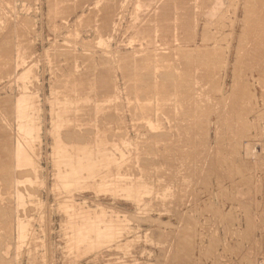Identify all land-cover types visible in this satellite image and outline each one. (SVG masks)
I'll return each instance as SVG.
<instances>
[{"label":"rangeland","instance_id":"rangeland-1","mask_svg":"<svg viewBox=\"0 0 264 264\" xmlns=\"http://www.w3.org/2000/svg\"><path fill=\"white\" fill-rule=\"evenodd\" d=\"M245 1L0 0V264H264Z\"/></svg>","mask_w":264,"mask_h":264},{"label":"bare ground","instance_id":"bare-ground-1","mask_svg":"<svg viewBox=\"0 0 264 264\" xmlns=\"http://www.w3.org/2000/svg\"><path fill=\"white\" fill-rule=\"evenodd\" d=\"M246 1H247V0H246ZM246 1H245V2H246ZM253 1H254V0H253ZM259 1H260V0H259ZM261 2H262V1H261ZM250 3H251V2H250ZM252 4H253V3H252ZM258 4H259V3H258ZM248 5H249V4H248ZM255 5L257 6V4H255ZM260 6H261V5H260ZM246 7H247V6H246ZM252 8H253V7H252ZM258 8H259V7H258ZM254 9H255V7H254ZM260 9H261V8H260ZM245 10H246V9H245ZM256 10H258V9H256ZM263 11H264V10H263ZM234 12H235V11H234ZM236 12H237V11H236ZM247 12H248V11H247ZM251 12L253 13V11H251ZM260 13H261V12H260ZM259 15H260V14H259ZM259 15H258V16H259ZM262 15H263V14H262ZM258 16H256V17H258ZM244 17H245V16H243V18H244ZM262 17H263V16H262ZM244 19H245V18H244ZM253 19H254V18H253ZM255 19H256V18H255ZM258 19H259V18H258ZM260 19H261V18H260ZM233 20H235V19H233ZM256 20H257V19H256ZM256 20H255V22H256ZM262 20H263V19H262ZM235 21H236V20H235ZM251 21H252V20H251ZM232 22H233V21H232ZM262 24H264V23H262ZM248 25H249V24H248ZM246 26H247V25H246ZM252 26H253V25H252ZM252 26H250V27H252ZM262 27H263V26H262ZM247 31H248V30H247ZM147 32H148V31H147ZM257 32H258V31H257ZM246 33H247V32H246ZM258 33H259V32H258ZM145 34H146V33H145ZM227 35H229V33H228ZM227 35H224V37L227 36ZM247 35H249V34H247ZM254 35H255V33H254ZM260 35H261V34H260ZM243 36H244V35H243ZM243 36H242V37H243ZM252 36H253V35H252ZM247 38H248V37H247ZM203 39H204V38H203ZM222 39H223V38H222ZM258 39H259V38H258ZM252 40H253V39H252ZM225 41H226V40H225ZM261 42H262V41H261ZM238 43H239V42H238ZM240 43H241V42H240ZM259 43H260V42H259ZM263 43H264V42H263ZM231 44H232V43H231ZM80 45H81V44H80ZM237 46H239V45H237ZM252 46H254V44H253ZM252 46H251V47H252ZM257 46H259V45H257ZM246 47H247V46H246ZM197 48H198V47H197ZM222 48H223V47H222ZM222 48H221V50H222ZM224 48H226V46H225ZM263 48H264V47H263ZM258 49H259V48H258ZM247 50H248V49H247ZM260 50H262V49H260ZM222 52H223V51H222ZM222 52H221V54L224 53V52H223V53H222ZM229 52H230V51H229ZM239 52H240V51H239ZM258 52H259V51H258ZM258 52H253V53H252V56H253L254 53H258ZM201 53H202V52H201ZM244 54H245V53H244ZM250 54H251V53H250ZM260 54H261V53H260ZM174 55H175V54H174ZM224 55H225V54H224ZM254 55H255V54H254ZM256 55H257V54H256ZM256 55L254 56V58H253L252 60H254L255 57L258 56V55H257V56H256ZM157 56H158V55H157ZM219 56H220V55H219ZM222 56H223V55H222ZM227 56H229V55H227ZM249 56H251V55H249ZM252 56H251V57H252ZM261 56H262V55H261ZM195 57H196V56H195ZM258 58H259V57H258ZM262 58H263V57H262ZM202 60H203V59H202ZM219 60H221V59H219ZM248 60H249V58H248ZM256 60H257V59H256ZM259 60H260V59H259ZM262 60H263V59H262ZM227 61H228V60H227ZM241 61H242V60L240 59V62H241ZM249 61H250V60H249ZM188 62H190V61H188ZM252 62H253V61H252ZM254 62H255V61H254ZM228 63H229V61H228ZM243 63H244V62H243ZM256 63H258V62L256 61ZM220 65H221V64H220ZM240 65H243V64H240ZM244 65H245V64H244ZM247 65H248V64H247ZM238 66H239V65H238ZM254 66H255V65H254ZM217 67H219V66H217ZM243 67H244V66H243ZM247 67H248V66H247ZM183 68H184V67H183ZM183 68H182V69H183ZM182 69H181V70H182ZM219 69H220V68H219ZM226 69H227V68H226ZM239 69H240V68H239ZM245 69H246V68H245ZM245 69H244V70H245ZM257 69H258V68H257ZM262 69L264 70V68H262ZM262 69H261V70H262ZM207 70H208V68H207ZM245 71H246V70H245ZM258 71H260V70H258ZM164 72H166V71H164ZM183 72H184V71H183ZM185 72H186V71H185ZM210 72H211V71H210ZM2 73H3V72H2ZM236 73H238V72H236ZM259 73H260V72H259ZM261 73H262V71H261ZM210 74H211V73H210ZM210 74H209V75H210ZM224 74H225V73H224ZM167 75H168V74H167ZM180 75H181V73H180ZM184 75H187V73L184 74ZM207 75H208V74H207ZM169 76H171V75H169ZM175 76H176V75H175ZM236 76H237V78H238V75H236ZM236 76H235V77H236ZM182 77H184V76H182ZM187 77H188V75H187ZM187 77H186V78H187ZM198 77H199V76H198ZM201 77H203V76H201ZM208 77H209V76H208ZM211 77H212V76H211ZM211 77H210V78H211ZM262 77H263V76H262ZM163 78H164V77H163ZM169 78H170V77H169ZM173 78L176 79V77H173ZM184 78H185V77H184ZM195 78H196V77H195ZM205 78H207V77L205 76ZM224 78H225V77H224ZM175 79H174V80H175ZM178 79H179V77H178ZM182 79H183V78H182ZM182 79L180 78V80H182ZM176 80H177V79H176ZM180 80H179V81H180ZM190 80H191V77H190ZM199 80H200V79H199ZM212 80H213V79H212ZM232 80H233V79H232ZM239 80H240V79H239ZM245 80H247V79H245ZM182 81H183V80H182ZM182 81H181V83H182ZM194 81H195V80H194ZM216 81H217V80H216ZM226 81H227V80H226ZM234 81H235V80H234ZM240 81H241V80H240ZM247 81H248V80H247ZM166 82H167V81H166ZM166 82H165V83H166ZM177 82H178V80H177ZM203 82H204V80H203ZM237 82H238V81H237ZM237 82H236V83H237ZM212 83H213V81H212ZM218 83H219V82H218ZM232 83H233V82H232ZM239 83H240V82H239ZM214 84H215V83H214ZM224 84H225V82H224ZM233 84H234V83H233ZM252 84H253V83H252ZM254 84H255V83H254ZM188 85H189V83L187 84V86H186L185 88H188ZM206 85L208 86V84H206ZM219 85H220V84H219ZM163 86H164V85H163ZM168 86H169V85H168ZM168 86H167V87H168ZM183 86H185V85H183ZM189 86H190V85H189ZM217 86H218V85L216 84L215 87L217 88ZM239 86H240V85H239ZM263 86H264V85H263ZM161 87H162V86H161ZM191 87H192V86H191ZM199 87H200V86H199ZM237 87H238V86H237ZM240 87H241V86H240ZM189 88H190V87H189ZM208 88H209V87H208ZM218 88H219V87H218ZM224 88H226V87H224ZM249 88H250V87H249ZM160 89H161V88H160ZM168 89H169V88H168ZM177 89H179V87H178ZM177 89H175V90H176V94L178 95V92H177V91H179L180 89H179V90H177ZM210 89H211V88H210ZM214 89H215V88H214ZM238 89H239V87H238ZM246 89H247V88H246ZM263 89H264V88H263ZM163 90H164V89H163ZM225 90H226V89H225ZM233 90H234V89H233ZM180 91H182V90H180ZM180 91H179V92H180ZM216 91H217V90H216ZM221 91H224V90H221ZM247 91H249V90H247ZM159 92H160V91H159ZM163 92H164V91H163ZM163 92H162V93H163ZM170 92H171V91H170ZM170 92H167V93H170ZM211 92H212V91H211ZM217 92H218V91H217ZM244 92H245V91H244ZM254 92H255V91H254ZM254 92H253V93H254ZM263 92H264V91H263ZM164 93H165V92H164ZM180 93H182V92H180ZM236 93H237V91H236ZM242 93H243V92H241V94L239 93L240 95H238V96H241ZM172 94H173V93H172ZM232 94H233V92H232ZM237 94H238V93H237ZM237 94H236V97L238 98ZM189 95H190V94H189ZM213 95H215V93H214ZM234 95H235V94H234ZM247 95H248V94H247ZM249 95H251V94H249ZM252 95H253V94H252ZM252 95H251V96H252ZM182 96H183V94H182ZM227 96H228V95H227ZM243 96H244V95H243ZM188 97H189V96H188ZM192 97H193V96H192ZM211 97H212V95H211ZM220 97H221V96H220ZM229 97H230V96H229ZM229 97H227V98L229 99ZM233 97H234V96H233ZM246 97H247V96H246ZM184 98H185V97H184ZM217 98H218V97H217ZM241 98H242V97H241ZM178 99H179V98H178ZM181 99H182V98H181ZM187 99L189 100V98H187ZM191 99H192V98H191ZM219 99H220V98H219ZM228 99H227V100H228ZM243 99H246V98H242V100H243ZM207 100H208V99H207ZM213 100H214V99H213ZM227 100H226V101H227ZM237 100L239 101L240 99L238 98ZM242 100H240V101H242ZM180 101H181V100H180ZM208 101H210V100H208ZM216 101H217V100H216ZM222 101H224V100H222ZM229 101H230V99H229ZM238 101H237V102H238ZM240 101H239V102H240ZM182 102H187V103H188V101H184V100H182ZM231 102H232V101H231ZM231 102H229V103H231ZM233 102H235V101H233ZM237 102H236V103H237ZM242 102H243V101H242ZM242 102H240V103H241V106H242ZM244 102H245V101H244ZM189 103H190V102H189ZM213 103H214V102H213ZM240 103H239V104H240ZM257 103H258V102H257ZM183 104H184V103H183ZM229 105H231V104H229ZM244 105H245V104H244ZM207 106H208V105H207ZM238 106H239V105H238ZM186 107H187V106H186ZM200 107H201V106H200ZM202 107H203V106H202ZM232 107H233V103H232ZM248 107H250V105H249ZM248 107H247V108H248ZM195 108H196V107H195ZM198 108H199V107H198ZM236 108H238V107H236ZM245 108H246V107H245ZM245 108H244V109H245ZM260 108H261V107H260ZM221 109H222V108H221ZM223 109H224V108H223ZM230 109H232V108L230 107ZM215 110H216V109H215ZM233 110H234V108H233ZM233 110H229V111L231 112V111H233ZM238 110H239V109H236V112H237ZM240 110H241V109H240ZM188 111H189V110H188ZM190 111H191V110H190ZM203 111H204V110H203ZM211 111H212V110H211ZM224 111H225V109H224ZM227 111H228V110H227ZM229 111H228V112H229ZM234 111H235V110H234ZM191 112H192V111H191ZM201 112H202V110H201ZM218 112H219V111H218ZM230 112H229V114H230ZM262 112H264V111H262ZM181 113H182V112H181ZM184 113H185V112H184ZM192 113H193V112H192ZM226 113H227V112H226ZM232 113H234V112H232ZM232 113H231V114H232ZM238 113H242V112H238ZM238 113H237V114H238ZM229 114H228V115H229ZM257 114H258V113H257ZM259 114H260V113H259ZM259 114H258V115H259ZM191 115H192V114H191ZM197 115H198V114H197ZM240 115H241V114H239V117H240V118H239V117H238V118L241 120V117H242V116H240ZM185 116L187 117V116H188V113H187V115H185ZM193 116H195V115H193ZM199 116H200V115H199ZM236 116H237V115H236ZM245 116H246V115H245ZM247 116H249V115H247ZM191 117H192V116H191ZM196 117H197V116H196ZM260 117H261V116H260ZM262 117H264V116H262ZM192 118H193V117H192ZM225 118H226V117H225ZM230 118H231V117H230ZM232 118L234 119V116H233ZM238 118H237V119H238ZM248 118H249V117H248ZM113 119H114V118H113ZM237 119H236V121H237ZM239 119H238V122H239ZM206 120H207V118H206ZM228 120H229V119H228ZM222 121H224V120H222ZM249 121H250V120H249ZM189 122H190V121H189ZM225 122H226V121H225ZM230 122H231V120H230ZM236 123H237V122H236ZM258 123H259V122H258ZM227 124H228V123H227ZM230 124H231V123H230ZM234 124H235V123H234ZM255 124H256V123H255ZM259 124H260V123H259ZM164 125H165V124H164ZM257 125H258V124H257ZM233 126H234V125H233ZM233 126H232V127H233ZM240 126H241V125H240ZM240 126H239V127H240ZM237 127H238V126H237ZM254 127H255V126H254ZM219 128H220V127H219ZM250 128H251V127H250ZM262 128H263V127H262ZM228 129H230V128H228ZM233 129H234V128H233ZM223 130H224V129H223ZM239 130H240V128H239ZM241 130H242V128H241ZM226 131H227V130H226ZM231 131H232V130H231ZM248 131H249V130H248ZM232 132H233V131H232ZM239 132H240V131H239ZM260 132H261V131H260ZM157 133H158V132H157ZM225 133H226V132H225ZM242 133H243V131H242ZM230 134H231V132H230ZM230 134H229V135H230ZM244 134H245V133H244ZM257 134H258V133H257ZM12 135H13V134H12ZM233 135H234V133H233ZM255 135H256V134H255ZM237 136H238V135H237ZM247 136H248V134H247ZM249 136H250V135H249ZM24 137H25V136H24ZM169 137H170V136H169ZM256 137H257V136H256ZM229 138H231V137L229 136ZM250 138H251V137H250ZM63 139H64V138H63ZM241 139H242V138H241ZM237 140H238V139H237ZM239 140H240V139H239ZM248 140H249V139H248ZM187 142H188V141H187ZM232 142H233V141H232ZM251 143H252V142H251ZM232 144H233V143H232ZM249 144H250V143H249ZM253 144H254V143H253ZM254 145H255V144H254ZM238 146H239V143H238L237 147H238ZM245 146H246V143H245ZM249 146H250V145H249ZM251 146H252V145H251ZM237 147H236V151H237ZM231 148H232V147H231ZM240 148H241V147H240ZM240 148H238V150H240ZM229 149H230V148H229ZM233 149H234V148H233ZM241 149H242V148H241ZM227 151H228V150H227ZM231 151H234V150H231ZM201 153H202V151H201ZM245 153H246V152H245ZM253 153H254V152H253ZM235 154H238V153H235ZM248 154H249V153H248ZM13 155H14V154H13ZM67 155H68V154H67ZM190 155H191V154H190ZM231 156H233V155L231 154ZM250 156H251V155H250ZM235 158H236V157H235ZM240 158H241V157H240ZM253 158H254V157H253ZM81 159H82V158H81ZM231 159H232V158H231ZM83 160H84V159H83ZM66 161H67V160H66ZM225 162H226V161H225ZM230 162H232V161H230ZM238 162H239V161H238ZM240 162H241V161H240ZM261 162H262V160H261ZM147 163H148V162H147ZM208 163H209V162H208ZM76 164H77V163H76ZM80 164H82V163H80ZM90 164H91V163H90ZM244 164H245V163H244ZM78 165H79V164H78ZM78 165H77V166H78ZM231 165H232V164H231ZM92 166H93V165H92ZM239 166H240V165H239ZM241 166H242V164H241ZM241 166H240V168H241ZM253 166H254V165H253ZM255 166H256V165H255ZM255 166H254V167H255ZM260 166H261V165H260ZM73 167H74V166H73ZM82 167H83V166H82ZM85 167H86V166H85ZM228 167H229V166H228ZM78 168H79V167H78ZM86 168H87V167H86ZM88 168H89V167H88ZM230 168H231V167H230ZM232 168H233V166H232ZM240 168H239V169H240ZM244 168H245V167H244ZM25 169H26V168H25ZM74 169H75V167H74ZM79 169H80V168H79ZM233 169H235V168H233ZM247 169H248V168H247ZM72 170H73V169H72ZM72 170H71V171H72ZM82 170H83V169H82ZM242 170H244V169H242ZM74 171H75V170H74ZM77 171H78V170H77ZM237 171H238V170H237ZM11 172H12V171H11ZM69 172H70V171H69ZM69 172H66V173H69ZM72 172H73V171H72ZM72 172H71V173H72ZM229 172H230V171H229ZM232 172H233V171H232ZM8 173H9V172H8ZM12 173H13V172H12ZM30 173H31V172H30ZM74 173H75V172H74ZM77 173H78V172H77ZM237 173H238V172H237ZM9 174H10V173H9ZM232 174H233V176H234V173H232ZM239 174H241V173H239ZM67 175H68V174H67ZM78 175H79V174H78ZM162 175H163V174H162ZM226 175H227V174H226ZM18 176H19V175H18ZM69 176H71V175L69 174ZM69 176H68V177H69ZM74 176H75V175H74ZM242 176L244 177V172H243V175H242ZM75 177H76V176H75ZM79 177H80V176H79ZM229 177H230V175H229ZM234 177H235V176H234ZM5 178H6V177H5ZM230 178H231V177H230ZM69 179H70V178H69ZM232 179L234 180V178H232ZM243 179H244V178H243ZM249 179H250V178H249ZM246 180H247V179H246ZM242 181H243V180H242ZM42 183H43V182H42ZM108 183H109V182H108ZM234 183H235V181H234ZM239 183H241V182H239ZM248 183H249V182H248ZM93 184H94V183H93ZM231 184H232V182H231ZM241 184H242V183H241ZM35 185H36V184H35ZM236 185H237V184H236ZM204 186H205V185H204ZM238 186H239V185H238ZM238 186H237V187H238ZM105 187H106V186H105ZM241 187H242V186H241ZM232 188H233V187H232ZM238 188H239V187H238ZM30 189H31V188H30ZM36 190H37V189H36ZM243 190H244V189H243ZM227 191H228V190H227ZM232 191H233V190H232ZM241 192H243V191H241ZM34 193H35V191H34ZM227 193H229V191H228ZM239 195H240V194H239ZM238 197H239V196H238ZM242 197H243V196H242ZM233 198H234V197H233ZM59 199H60V198H59ZM240 199H241V198H240ZM169 201H170V200H169ZM242 201H243V200H242ZM211 207H212V206H211ZM18 211H19V210H18ZM4 214H5V212H4ZM232 214H233V213H232ZM3 221H4V220H3ZM10 226H11V225H10ZM12 240H13V239H12ZM230 244H231V242H230ZM241 244H242V243H241ZM231 246H232V245H231ZM235 247H236V246H235ZM237 248H238V247H237ZM235 249H236V248H235ZM222 250H223V249H222ZM227 250H228V249H227ZM232 250H233V249H232ZM229 251H230V250H229ZM231 253H232V252H231ZM218 254L220 255V253H218ZM238 256H239V254H238ZM238 259H239V258H238ZM240 259H241V258H240ZM219 260H220V258H219ZM232 260H233V259H232ZM13 261H14V260H13ZM226 261H227V260H226ZM6 263H7V262H6ZM218 263H219V262H218ZM218 263H217V264H218Z\"/></svg>","mask_w":264,"mask_h":264}]
</instances>
